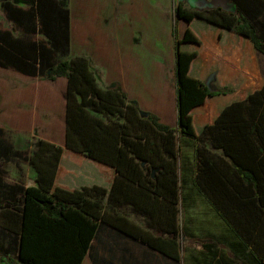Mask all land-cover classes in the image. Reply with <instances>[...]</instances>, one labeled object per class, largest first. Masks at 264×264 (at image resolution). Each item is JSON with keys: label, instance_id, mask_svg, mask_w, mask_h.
<instances>
[{"label": "trees", "instance_id": "1", "mask_svg": "<svg viewBox=\"0 0 264 264\" xmlns=\"http://www.w3.org/2000/svg\"><path fill=\"white\" fill-rule=\"evenodd\" d=\"M231 1L236 6L234 12L220 6L208 9L177 7V17L189 22L185 35L176 36L177 129L161 123L155 114L142 112L128 101L118 85L101 87L86 57L66 58L70 51L67 0H29L26 8L3 0L11 21L31 35L40 33L44 37L24 41L13 39L10 31L0 29V66L29 75L41 74L52 80L66 77L69 82L66 150L41 140L30 155L27 150L16 149L5 130L0 128V162L30 161L37 170L39 182V186L28 188L8 183L5 180L7 171L0 165V208L12 210L9 227L15 234L13 249L19 259L15 264H57L63 259L58 239L53 237L52 229L46 233L44 222L47 220L51 228L53 222L59 224L72 216L87 222V234L78 227V249L72 256V264H81L97 230V222L91 223L79 209L50 193L55 177L62 169H68L61 167L62 159L70 158L71 153L78 154V159H90L108 166L91 168L98 170L94 172L96 176L101 169L116 171L113 184H94V187L102 185L105 192L110 191V200L116 201L114 199L124 192H142L140 201L147 200V193H154L172 203V223L168 221L163 231L168 232V239L174 246L180 234L176 208L185 165L189 164L183 159L184 140L178 133L199 143L195 148L198 174L211 180L194 183L216 195L213 201L220 205L230 207L238 201L230 199L228 178L213 181L210 174L220 172L221 160H232L243 169L246 166L240 165L243 164L241 160H264V79L259 75L253 55L254 51L264 54V0ZM203 24L214 29L219 44L216 49L213 46L206 49V59L202 62L199 47L203 45V37L196 32V27ZM195 61L203 71L196 67L191 71ZM214 71L218 72V88L211 90L206 77ZM211 100L215 115L198 117L197 110L205 111ZM99 114L116 118L105 120ZM213 150L222 152L218 154ZM236 187L240 190L238 184ZM258 187L264 192L263 183H258ZM129 199L133 201V197ZM94 206L100 207V203L95 201ZM261 262L264 264V258Z\"/></svg>", "mask_w": 264, "mask_h": 264}, {"label": "crops", "instance_id": "2", "mask_svg": "<svg viewBox=\"0 0 264 264\" xmlns=\"http://www.w3.org/2000/svg\"><path fill=\"white\" fill-rule=\"evenodd\" d=\"M26 1L27 5L15 4L26 8L29 0ZM210 2L211 8L220 6L236 11L231 0ZM1 3L12 26L0 24V29L10 31L13 39L24 41L44 37L40 33L31 35L18 27L7 17L3 0ZM198 3L200 0H67L70 12L68 55L71 58L86 57L101 87L118 85L128 101L136 104L142 112L155 114L161 123L178 129L176 36L182 38L185 35L189 22L178 18L176 10L179 5L203 9ZM196 32L203 37L200 51L196 47L203 62L206 49L218 47L219 37L205 24L196 27ZM188 48L194 49L193 46ZM253 55L259 75L264 79V54L254 51ZM194 67L203 71L196 61L191 71ZM0 70L3 76H9L11 83L5 109L1 112L5 114L0 119V128L5 130L14 147L27 150L32 155L40 141L46 140L66 150L68 79H51L61 84L56 96L59 100L56 111L59 122L49 133L44 131L40 135L38 124H34L32 118L30 124L26 120L28 106L38 109L37 104L31 105L28 98L34 93L38 98L39 89L30 91L29 96L27 88L44 75H29L12 67L0 66ZM217 78V71L206 77L209 89L218 88ZM214 113L212 100L207 103L205 111L202 108L197 110V116L201 118L214 116ZM52 118L49 117L50 120ZM178 134L184 140L181 148L183 159H187L189 164L185 165L176 208L177 226L180 227L176 246L168 239V232L163 231L168 221L172 223L174 207L162 195L147 193V200L140 201L144 193L124 192L114 199L116 201L110 200V191L105 192L102 185L94 187V184H113L116 178L114 169H101L96 176L94 172L98 170L91 168L108 166L90 159H78V154L73 153L70 158L62 159L61 167L68 169H62L55 177L50 193L79 209L91 219V223L97 222V230L89 241L81 264H262L264 192L259 190L258 183L264 184V160H241L243 164L240 165L246 166L245 169L232 160H218L220 172L213 171L210 177L213 181L220 180V177L223 180L228 178L230 199L238 200L226 207L213 201L217 196L211 191L194 183L210 180L198 174L195 148L199 143ZM213 152L220 154L222 151ZM8 162L17 163L19 175H10L5 165ZM0 165L7 171L5 180L8 183L22 184L25 188L39 186L37 170L30 161H1ZM123 182L127 183L125 179ZM233 184H238L240 190ZM130 196L133 201H130ZM95 201L100 203V207L94 206ZM184 201L185 207L182 208ZM198 203L200 205L195 206ZM11 213V209L0 208V264L19 263L18 253L13 249L15 234L9 227ZM44 225L46 233L52 229L53 237L58 239V250L63 259L60 258L57 264H72V256L78 249V227L87 234L86 220L72 216L59 224L53 222L51 228L47 220Z\"/></svg>", "mask_w": 264, "mask_h": 264}, {"label": "rangeland", "instance_id": "3", "mask_svg": "<svg viewBox=\"0 0 264 264\" xmlns=\"http://www.w3.org/2000/svg\"><path fill=\"white\" fill-rule=\"evenodd\" d=\"M15 3L21 4V5H27L26 0H13ZM211 0H200L199 7L203 9L211 8L209 7ZM0 24L4 27H11L12 24L7 20L3 8L2 3L0 0ZM67 59H71V56H66ZM9 76H3L2 71L0 70V119L4 116V113H1L2 110L5 109L6 106V96L7 92L11 91V83L8 81ZM44 81V82H43ZM39 89V96L37 97V94L34 93L32 97H29L28 100L31 105L35 106L37 104V108H34L32 106H28V110L26 112L27 114V121L30 124L31 118L34 120V124H38L40 135L43 134V132H50V129L52 126L56 127L57 122L59 120L56 117V111L59 109V100L57 99L58 90L61 89V84H59L57 81H52L48 76H44L43 78H40L35 81L34 85H30L29 88H27L28 95H30V91H36ZM46 110V111H45ZM53 116V118L50 120L49 117ZM99 116L103 117L105 120H109L112 118H116L115 116L108 117L103 116L102 114H99ZM39 135V136H40ZM47 135V134H46ZM7 168L10 170V175L17 174L19 175L20 172L18 171V166L16 162H8L5 164ZM200 204H196L195 206H199ZM181 207H185V201L182 203Z\"/></svg>", "mask_w": 264, "mask_h": 264}]
</instances>
